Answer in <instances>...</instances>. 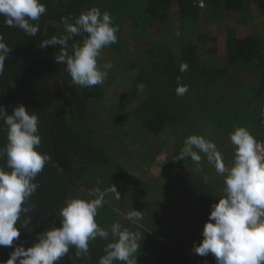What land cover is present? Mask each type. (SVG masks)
Listing matches in <instances>:
<instances>
[{"label": "trees", "instance_id": "16d2710c", "mask_svg": "<svg viewBox=\"0 0 264 264\" xmlns=\"http://www.w3.org/2000/svg\"><path fill=\"white\" fill-rule=\"evenodd\" d=\"M173 1L172 4L170 0H42L47 12L38 22H34L39 24L40 30L37 36L32 37L19 28L5 26L4 17L0 16V33L12 48L5 61L4 73L0 75V105L6 107L8 114H12L13 108L19 104L36 112L41 136L38 150L51 157L36 178L40 186L28 202L27 206L31 207V211L22 214V219L31 218L28 228L32 233L22 229L17 244L24 243L26 247H30L36 242L38 234L59 227L58 210L64 206L66 199L76 196L92 199L94 196L86 194L90 190L100 188L103 191L114 185L120 194L119 202L113 201L117 207L125 205L126 202L122 204L124 197L127 201L126 210L130 204V211H142L143 219L137 224L128 220L121 224L122 228L139 232L144 237L140 240V251L136 253L138 264H178L175 259L170 261V257L162 258L163 262L153 260L149 249L164 251L167 248L162 246V239H166L173 242L167 250L176 252L177 249H184L185 243L188 251H192L194 243L190 240L193 236L196 238L202 230L197 219L202 215L205 223L207 222L205 215H210L216 190L223 191L225 187L224 178L216 173L215 168L207 169L201 165L202 161L196 164L190 157L179 159L185 139L191 135L206 133L211 140L214 134L218 140L220 137L228 141L231 156H234L235 148L229 134L237 127H247L257 139L264 140V29L260 32L256 22H264V0ZM92 7H99L102 12L106 10L112 14L114 24L119 25L120 29L117 33L118 42L115 44L130 51L123 54L129 58L120 59L130 61V65L121 69L120 62L116 63L117 70L129 78L131 86L111 108L114 140L122 148H127L128 138L125 136L134 121L140 122L141 125L138 126L146 136V131L153 137L174 136L176 150L169 158L167 169L173 171L174 177L177 173L185 174L188 170L192 178L200 177L191 187L193 190L186 194L177 191L175 184L168 182L162 185V193L157 192L160 201L148 199L144 182L138 181L130 172L129 163L125 162L127 166H124L115 159L104 139L97 136L99 130L95 128L93 119L87 115L90 103L103 100L106 90L101 84L90 88L75 85L65 70L66 64L54 62L59 46H47L43 49L39 47L46 39L66 34L62 17L75 18ZM203 13L206 14L209 25L218 24L230 15L236 17V26L226 30L227 54L215 56L209 61L206 59L208 42L217 44L218 40L215 36L210 38L200 32ZM176 18L180 26L175 24ZM127 22L132 25V45L124 37ZM252 24L255 25V31L246 38L239 37L238 27H249ZM148 27H157V37L146 55L139 51L137 43L139 32ZM176 31L179 32V38H176ZM83 38V35L75 36L69 41L70 55L73 45H79ZM187 38L188 41L185 40ZM175 52H178L177 56ZM216 52V49L212 51ZM183 62L188 64L186 72L180 71V64ZM98 63H103L101 58ZM246 72H252L255 79L246 81ZM178 77L180 84L189 86V91L182 97L175 91ZM57 80L74 88L65 94V98L69 100L66 108L68 117L57 116V101L52 92ZM114 81L115 76L110 78V83ZM141 83L145 85L142 93L137 90ZM131 106L134 107L129 108ZM192 116L198 121L196 124H191ZM190 125L196 132L191 135L183 134L186 132L184 128ZM198 132L200 133L197 134ZM179 139L181 144L178 143ZM212 141L221 148L217 140L212 138ZM6 143V126L0 122V148ZM66 151L71 152L79 164V172H75L77 179L72 178L59 158V154ZM157 155L150 153L144 159L149 168L155 165ZM231 156L225 158L226 166L231 165ZM4 165L6 157L0 159V166ZM204 172L216 175L208 177L211 181L207 182V178L203 177ZM177 182L182 187L187 183L181 177ZM81 184L83 189H80ZM156 188L158 187L155 186L153 190L156 191ZM187 188L189 187H184ZM76 190L82 193H72ZM124 214L121 209L105 203L98 210L96 220L100 227L109 231L108 239L97 237L90 241L89 251L79 257L75 254V247H71L58 264H99L100 257L105 255V246L117 239L111 233V225L119 222ZM192 214L195 216L194 220ZM141 222L145 224L146 230L139 226ZM192 223L195 228L190 229ZM12 250L0 247V262H6ZM183 257L186 261H192L186 255ZM200 258L204 264H216L212 254ZM114 264L123 262L115 261Z\"/></svg>", "mask_w": 264, "mask_h": 264}, {"label": "clouds", "instance_id": "9594fccd", "mask_svg": "<svg viewBox=\"0 0 264 264\" xmlns=\"http://www.w3.org/2000/svg\"><path fill=\"white\" fill-rule=\"evenodd\" d=\"M46 12L42 0H0V16L4 17L5 26L19 28L30 37L37 36L39 24L34 22ZM61 22L66 34L46 39L39 47L59 46L54 62L66 64L65 70L75 85L90 88L103 84L114 65L110 61L101 65L98 59L106 46L118 42L120 30L112 14L92 7L78 17H62ZM80 35L84 38L79 45H73L70 55L69 41ZM11 52L0 33V75ZM187 70L188 64L181 63L180 71ZM177 82L175 91L182 97L189 86L180 84L179 77ZM144 88L143 83L137 86L141 93ZM0 122L7 132V143L0 148V159L6 157V165L0 166V247L13 249L7 261L0 264H58L71 247H75L79 257L89 251L90 241L97 237L107 240L109 231L98 225L96 217L109 193L120 198L114 185L103 191L90 190L92 199L80 196L66 199L58 210L59 227L38 234L30 247L16 243L22 229L31 231L28 228L31 218L22 219V214L31 211L28 202L40 186L36 178L51 157L38 150L40 121L35 111L19 104L8 114L6 107L0 105ZM229 138L235 148L230 166H226L216 143L202 135L188 136L179 156L180 160L190 157L199 164L203 153L216 173L224 176L225 194L211 205L203 239L194 243L192 251L201 257L212 254L216 264H264V140L257 139L244 126L237 127ZM126 218L137 224L143 219L142 211L132 210ZM111 233L117 239L105 246L99 264L115 261L138 264L136 253L141 248V233L122 228L119 222L111 225Z\"/></svg>", "mask_w": 264, "mask_h": 264}, {"label": "rangeland", "instance_id": "374dc122", "mask_svg": "<svg viewBox=\"0 0 264 264\" xmlns=\"http://www.w3.org/2000/svg\"><path fill=\"white\" fill-rule=\"evenodd\" d=\"M170 2L173 4L174 1L170 0ZM235 22H236V17L233 15H230V16H227L225 19H223L218 24L209 25L207 23L206 14L205 13L202 14V28L200 32L202 34L204 33V34L209 35L210 38L215 36L218 40L217 44L211 41L208 42V50L206 53L207 61H209L215 56H224L227 54L226 30L228 28L235 27L236 26ZM256 22L258 23V27L261 32V29H264V22H262L261 20H256ZM127 23L128 24H126V28L124 31V37L126 38V40H128V43L132 45L133 43V38H132L133 31L131 30L132 25L130 24V22H127ZM175 24L177 26H180L177 18L175 19ZM254 27H255L254 24L250 25L249 27H238L239 37L246 38L250 36L255 31ZM175 35H176V38L180 37L178 31L175 32ZM156 37H157V27H152L151 29L150 27L143 28L142 31L139 32V42L137 43L139 51L148 55L147 50L151 48L152 42L156 41ZM185 40L188 41V38ZM215 49L217 50V52L212 53V51ZM132 51H134L133 47H132ZM128 53H130V51L125 48V54H124V51L122 50V48L118 46L117 44L112 45L108 48H104L102 50L101 56L99 57L101 58V61L103 62L102 64L110 61L113 63L114 67L111 70H109V74L107 78L105 79L104 83L101 84V86L106 90V97L103 100H95L94 102H91L87 110V115L89 118L93 119L92 122L95 128L99 130L97 132V136L104 139L105 145L107 146L108 150L113 154L115 159L122 162L124 166H127L124 164L125 162H127V164L129 163L130 172L140 182H144L145 188L148 191L147 198L150 200L156 201L158 200V196H157L158 194L156 195L154 194L155 192L153 190L154 189L153 187L155 186L160 187L164 183L168 184V182L174 183L173 180L177 179V177L180 176L181 179L185 181V183L187 182L185 186L183 185V188H180V190L184 189V187L191 188L196 182V177L193 176L192 178L189 170L185 174L177 173V175L174 177L173 171H171L170 169H167L169 158L172 157V155L175 153V150H176L175 146L177 143L175 142L174 136H169V137L163 136L162 138L153 137L150 133H148L145 130L146 133L148 134V136H146L142 133V129L139 128L140 126H138V125H141L140 122L134 121V123H132L131 126L128 128V132L125 136L126 138H128L127 148H122L119 145V143L114 140L115 132H113L114 131L113 126L111 124L112 122L111 108L113 107V105L118 103V100L120 99L122 93H125L131 86V82L128 80L129 78L125 76L123 73L119 72V70H117L116 63L120 62L121 69L123 67L124 68L127 67L128 64L130 65V61L120 60V59L128 58L127 56L122 58L123 54L126 55ZM175 54L177 56L178 52H175ZM114 60H117V61H114ZM113 76H115V81L113 83H110V78ZM244 76H245L246 81H251L255 79V76L252 72H246ZM71 89H74V88L62 83L59 80L54 84L52 92H53V96L55 100L57 101L56 111H57L58 117L62 115L68 117L69 115V113L66 111V108H68L69 106L68 104L69 100L65 98V94L67 95V93H70ZM133 107L134 106H131L129 108H133ZM193 114H196V112H193ZM191 118H192L191 124L192 123L196 124L198 122L195 120L194 116H192ZM263 119H264V112H263ZM184 129L186 132H184L183 134L185 135H191L194 132H196V130H194L195 128L192 125ZM199 133L200 132H198L197 134ZM213 135L214 134H212V136L210 135L211 141L213 138L214 141L217 140L221 144V148L218 147V150L223 154L224 160H225V158L231 156L229 154L230 150H228L229 143L226 139L219 137V140H218ZM202 136L208 139L209 134L203 133ZM180 140L181 139H179L178 143L181 144ZM161 149L163 151H161ZM150 153L158 154L157 156H155L156 163L152 168H149L147 162H145L144 160L149 157ZM59 158L62 164L68 168L69 172L72 175V178L74 177L75 179H77L75 172L78 173L79 172L78 170L80 169V167L74 155L71 152L66 151V152L60 153ZM201 158H202L201 165L203 164L202 166H205L207 169H211V170L214 169V166L208 163V160L203 153H201ZM230 158L233 159V156H231ZM208 166H211V167H208ZM204 173H205V176L203 177L207 178L206 179L207 182L211 181V179L208 177H211L212 175L213 176L216 175V173H211V174H206V172ZM220 177L224 178L223 175H220ZM181 185L182 184L178 182L176 186H181ZM162 188L163 186L160 188H157V191L162 193V190H163ZM80 189H83L82 184L80 186ZM72 193L77 194V193H82V192L76 190V191H73ZM166 193H168V191ZM86 194H90V193H86ZM122 198H123L122 204L126 202L125 205H122L121 207H117L116 204L113 203V201L119 202L120 199H117L115 194L109 193L107 195L105 203L113 208L121 209L122 212L127 215V213L130 212L131 206L129 204V209L126 210L125 206L127 204V201L124 200L125 199L124 197ZM165 198L166 197H164V199ZM125 214L120 218L119 220L120 224H123L125 220H127V218L125 217ZM139 226L143 230H146V228L144 227L145 224L143 222H141ZM31 233L32 232H30V234ZM141 236L143 239L144 237L142 234ZM162 241H163L162 246L169 249L170 240L162 239ZM146 254L148 255V253ZM180 254L182 253L180 252ZM164 255L165 254L158 255V260L163 262L162 258L164 257Z\"/></svg>", "mask_w": 264, "mask_h": 264}, {"label": "crops", "instance_id": "0c3cea01", "mask_svg": "<svg viewBox=\"0 0 264 264\" xmlns=\"http://www.w3.org/2000/svg\"><path fill=\"white\" fill-rule=\"evenodd\" d=\"M122 50L125 52V49H123L122 48ZM150 49H148L147 50V52L149 51ZM134 56H137V55H139V54H133ZM125 56H122V58H124ZM127 57L129 58V56L127 55ZM152 65V64H151ZM151 65L149 66V67H151ZM149 67H148V69H149ZM208 167H211V166H208ZM199 176H201V175H199ZM180 176H178L177 177V179H175V180H173V182H174V184H175V186L177 185V180H178V178H179ZM214 177V176H213ZM212 177V178H213ZM200 177H197L196 178V183L198 182V179H199ZM137 179V178H136ZM138 180V179H137ZM139 181V180H138ZM153 188H155V187H153ZM159 188V187H158ZM180 188H183L182 186H176V190L177 191H179V192H182L183 194H186L187 193V191H190V190H193V188H187V189H181L180 190ZM166 190V189H165ZM155 193V195L157 194V188H156V191H154ZM224 190L223 191H220V189H217L216 190V192H215V196L212 198V200L215 202V203H218V199L219 198H222L223 196H224ZM149 195H151V194H149ZM158 196V200H156V201H160L161 200V198H160V195L158 194L157 195ZM210 210H211V207H210ZM208 214V213H207ZM207 214L205 215V218H207V221H208V217L209 216H207ZM195 219V216L192 214V220H194ZM197 222L199 223V226H201L202 227V230L200 231V233H198V236L195 238V236H193V238L190 240L192 243H196V244H199V242H201L202 241V239H203V236H202V232H203V228H204V223H205V219H204V217L201 215V216H199V219H197ZM193 228H195V224L194 223H192L191 224V228L190 229H193ZM190 234V233H189ZM175 237V236H174ZM172 240H174V239H172ZM172 243L173 242H170L169 243V245L170 246H172ZM185 245V243H183V247H184V249L183 248H180L179 250L177 249V251L176 252H174V251H171V250H167V249H165L164 251H159V250H157V248H152V249H149V252H150V258H152L153 260H158V255H162V254H165L164 255V257L163 258H165V259H168L169 257H170V261L172 260V259H175L176 260V262L175 263H178V264H198V263H195V262H199V263H201V264H204V262H202V259L200 258L201 256H199V255H197V254H195L193 251H188L189 249H188V247H185L184 246ZM191 250H192V248H191ZM149 252H148V254H149ZM177 252H181L182 254H179V253H177ZM170 253V256H168V254ZM187 253H189V254H187ZM183 255L185 256H187V257H189V258H191L192 259V261H186V259L183 257ZM180 261H183V263H180Z\"/></svg>", "mask_w": 264, "mask_h": 264}, {"label": "water", "instance_id": "95a60500", "mask_svg": "<svg viewBox=\"0 0 264 264\" xmlns=\"http://www.w3.org/2000/svg\"><path fill=\"white\" fill-rule=\"evenodd\" d=\"M58 81V80H57Z\"/></svg>", "mask_w": 264, "mask_h": 264}]
</instances>
